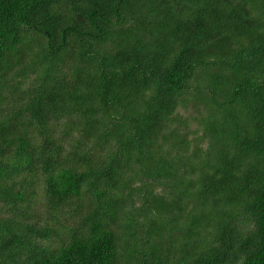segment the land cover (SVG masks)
I'll list each match as a JSON object with an SVG mask.
<instances>
[{
    "label": "trees",
    "instance_id": "trees-1",
    "mask_svg": "<svg viewBox=\"0 0 264 264\" xmlns=\"http://www.w3.org/2000/svg\"><path fill=\"white\" fill-rule=\"evenodd\" d=\"M0 264H264V0H0Z\"/></svg>",
    "mask_w": 264,
    "mask_h": 264
},
{
    "label": "rangeland",
    "instance_id": "rangeland-1",
    "mask_svg": "<svg viewBox=\"0 0 264 264\" xmlns=\"http://www.w3.org/2000/svg\"><path fill=\"white\" fill-rule=\"evenodd\" d=\"M36 207H37V210L43 211L44 210V203L39 204V202H38V204L36 203Z\"/></svg>",
    "mask_w": 264,
    "mask_h": 264
}]
</instances>
